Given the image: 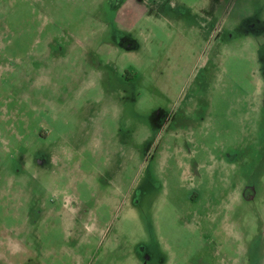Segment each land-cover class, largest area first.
Returning a JSON list of instances; mask_svg holds the SVG:
<instances>
[{
  "label": "rangeland",
  "instance_id": "obj_1",
  "mask_svg": "<svg viewBox=\"0 0 264 264\" xmlns=\"http://www.w3.org/2000/svg\"><path fill=\"white\" fill-rule=\"evenodd\" d=\"M0 264H264V0H0Z\"/></svg>",
  "mask_w": 264,
  "mask_h": 264
},
{
  "label": "flooded vegetation",
  "instance_id": "obj_2",
  "mask_svg": "<svg viewBox=\"0 0 264 264\" xmlns=\"http://www.w3.org/2000/svg\"><path fill=\"white\" fill-rule=\"evenodd\" d=\"M191 200H192L191 203H195V197H192Z\"/></svg>",
  "mask_w": 264,
  "mask_h": 264
}]
</instances>
